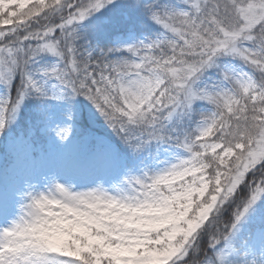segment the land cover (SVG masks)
Returning a JSON list of instances; mask_svg holds the SVG:
<instances>
[{
	"label": "snow or ice",
	"instance_id": "1",
	"mask_svg": "<svg viewBox=\"0 0 264 264\" xmlns=\"http://www.w3.org/2000/svg\"><path fill=\"white\" fill-rule=\"evenodd\" d=\"M0 264H264V0H0Z\"/></svg>",
	"mask_w": 264,
	"mask_h": 264
}]
</instances>
